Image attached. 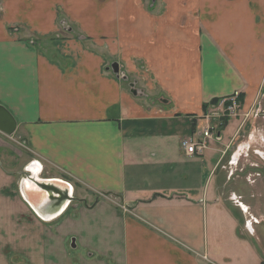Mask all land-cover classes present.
Returning a JSON list of instances; mask_svg holds the SVG:
<instances>
[{"label": "crops", "instance_id": "1", "mask_svg": "<svg viewBox=\"0 0 264 264\" xmlns=\"http://www.w3.org/2000/svg\"><path fill=\"white\" fill-rule=\"evenodd\" d=\"M235 92L241 111L221 123ZM263 95L264 0H0V106L14 136L98 195H79L71 219L17 221L0 139V264H264V208L218 190ZM208 127L219 137L187 156L181 141Z\"/></svg>", "mask_w": 264, "mask_h": 264}, {"label": "rangeland", "instance_id": "2", "mask_svg": "<svg viewBox=\"0 0 264 264\" xmlns=\"http://www.w3.org/2000/svg\"><path fill=\"white\" fill-rule=\"evenodd\" d=\"M88 2V0H85ZM61 24V22H60ZM62 25V24H61ZM73 32V31H72ZM76 34L75 35H78V33L76 31H74ZM70 34V33H69ZM65 35H68L67 33H63V34H60V36L64 37ZM27 36V35H26ZM81 36V35H80ZM75 37H79V36H75ZM29 39V38H28ZM37 42L39 40H36ZM36 42V44H37ZM39 46V44H38ZM264 96V95H263ZM262 96L259 97V100H258V105L257 106H260L258 108H256L255 111L251 112L249 111L247 113V115H249L247 118H244L242 116V118L244 120H247L251 125H253V127H249L247 130H245V132H250L252 131L251 133H254V132H264V108L261 107V101H262ZM264 103V102H263ZM240 104H241V107H242V102L240 101ZM256 106V107H257ZM262 106L264 107V104H262ZM241 107H240V110L238 111L237 114L240 113L241 111ZM250 125V126H251ZM258 127V128H257ZM252 128H254L252 130ZM248 134V133H247ZM247 134L246 135H243V137H241V139H239L240 142H248L247 140ZM248 135H251L250 133ZM262 136H263V133H262ZM261 136V139H257V141H262L263 140V137ZM0 139H1V143H6V148L9 147V155H8V160L3 162V165H2V169L4 170V172L11 176V178H15V182L12 187H11L7 190V196H11L13 195V191H15L14 189H16V193H17V196H18V200H16V207L18 208V210L21 212V214H18L17 215V218L16 220L19 221V222H27V223H35V222H38L41 220L38 219L26 206V203L23 201L20 193H19V187H20V183L21 181L26 177L25 174H29L28 171L26 170L27 167H30L32 164H36L39 166L40 170H39V174L38 176L40 177V179H44V180H60L61 178H63L59 173L58 171H55V170H48L45 168V166L41 165L39 161H37L33 155H31L30 153H28L24 148H23V140L18 138L16 135L14 136H11V137H7L3 134H0ZM253 139V137H252ZM255 139H253L254 141ZM252 142V141H251ZM14 159H16V162H17V165H12L14 163ZM11 164V165H9ZM54 176V177H53ZM63 181V180H61ZM66 182V181H64ZM68 183V182H66ZM70 184V183H68ZM71 185V184H70ZM73 187V185H71ZM9 187V186H7ZM75 188V189H74ZM74 189V193H73V197H74V201L70 203V205L68 206L66 212L59 218H57L55 221H58V220H64L65 217H69L68 215H70V219L72 218L73 214H74V211H76V205L78 204V198H79V195L80 196H85L88 201H89V205H91L93 203V201L95 200V198H97L98 195L94 194V193H90L88 192L87 190H81L79 186H75L73 187ZM109 198H113V197H109ZM12 202L14 199V197H11L10 199ZM5 201H9V198H7ZM14 203V202H13ZM66 219V218H65ZM54 221V222H55ZM217 230L216 229H213V231L215 232ZM212 231V230H211ZM219 234H221V231L220 230H217ZM32 232H39L37 229H34L32 230ZM44 232V230H42V233ZM230 233V232H229ZM35 237V236H34ZM43 238V236H42ZM72 240V239H71ZM213 242H211V245H212ZM64 247V253L65 254H68V245L67 243H64L63 244ZM211 245H210V248H211ZM35 248V246H34ZM78 251V248L77 249H74L72 250L70 248L69 252L71 254H74V257L75 258V254L76 252ZM10 264H24L21 262V259L18 261H12L10 260Z\"/></svg>", "mask_w": 264, "mask_h": 264}, {"label": "flooded vegetation", "instance_id": "3", "mask_svg": "<svg viewBox=\"0 0 264 264\" xmlns=\"http://www.w3.org/2000/svg\"><path fill=\"white\" fill-rule=\"evenodd\" d=\"M262 133H251L254 141L236 142L225 152L226 156L237 154V157L232 165L226 162V165L220 166L219 171L221 175H224V183L218 189L222 200L240 204L247 202L258 210L264 208V132ZM261 136L263 140L257 141L261 139ZM236 193L238 195L234 197ZM258 216V221L254 223L257 229L263 231L264 215ZM71 241L69 247H71Z\"/></svg>", "mask_w": 264, "mask_h": 264}, {"label": "water", "instance_id": "4", "mask_svg": "<svg viewBox=\"0 0 264 264\" xmlns=\"http://www.w3.org/2000/svg\"><path fill=\"white\" fill-rule=\"evenodd\" d=\"M110 69L115 75L123 76L124 80H126V77L123 74L121 75L119 73V66L117 63L112 64ZM129 88H130V92L133 95L137 94L138 91L134 89V83L129 84ZM16 129H17V124H16L15 119L8 112V110H6L3 106H0V133H2L3 135L7 137H11L15 134ZM32 167L37 171L36 173L33 172V169H31ZM38 167H39L38 165L32 164L30 167L26 169L29 174L28 175L25 174L26 177L21 181L20 187H19V193L22 199L30 207V209L32 210V212L38 219H40L43 222H51L59 218L64 213V211L67 210L70 203L75 200L73 197L74 190H73V187L66 182H63L64 185H62L63 187L61 188V187H58V185H61V184H58L57 181L55 182L52 181V179L38 180L36 178V177H39L38 174H39L40 168ZM26 179L30 180L35 185V187H37L41 191V193L44 196L43 199L38 200V202L40 203L39 204L40 207L39 206L37 207L38 208L36 209L37 211L29 203V201H27V199L23 195L22 188H23V184ZM37 212H40L41 214H52L53 216H55V219L46 220L40 217ZM70 248L71 249L76 248L75 241L73 239L71 241Z\"/></svg>", "mask_w": 264, "mask_h": 264}, {"label": "built area", "instance_id": "5", "mask_svg": "<svg viewBox=\"0 0 264 264\" xmlns=\"http://www.w3.org/2000/svg\"><path fill=\"white\" fill-rule=\"evenodd\" d=\"M240 93L235 92L227 99L219 103L221 107V117L219 121L222 123L224 117H234L240 110ZM219 137L218 129L208 127L203 132L198 134L197 140L183 139L181 141V148L187 156L202 155L209 143Z\"/></svg>", "mask_w": 264, "mask_h": 264}, {"label": "bare ground", "instance_id": "6", "mask_svg": "<svg viewBox=\"0 0 264 264\" xmlns=\"http://www.w3.org/2000/svg\"><path fill=\"white\" fill-rule=\"evenodd\" d=\"M39 168V167H38ZM31 169H33V172L36 173L37 171L32 167ZM38 180H41L40 177H36ZM52 181H57L58 187H63L62 185H64V181L61 180H52ZM22 192L24 197L27 199V201H29V203L36 209H38L37 207H40V203L38 202V200L43 199V194L41 193V191L35 187V185L28 179L25 180L24 184H23V188H22ZM37 211V210H36ZM65 212V211H64ZM39 214L40 217L48 220V219H55V216H53L52 214H41L40 212H37ZM54 217V218H53Z\"/></svg>", "mask_w": 264, "mask_h": 264}, {"label": "trees", "instance_id": "7", "mask_svg": "<svg viewBox=\"0 0 264 264\" xmlns=\"http://www.w3.org/2000/svg\"><path fill=\"white\" fill-rule=\"evenodd\" d=\"M240 101L242 102V97L240 96ZM211 104L212 105H216V104H218V100H213L212 102H211Z\"/></svg>", "mask_w": 264, "mask_h": 264}]
</instances>
